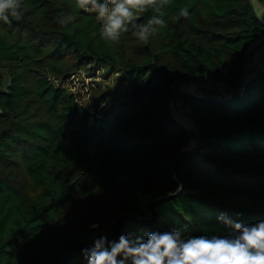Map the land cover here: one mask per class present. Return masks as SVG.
<instances>
[{"label": "trees", "instance_id": "obj_1", "mask_svg": "<svg viewBox=\"0 0 264 264\" xmlns=\"http://www.w3.org/2000/svg\"><path fill=\"white\" fill-rule=\"evenodd\" d=\"M252 2L169 0L136 21L153 15L164 21L147 43L131 25L118 44L104 40L96 13L76 0H22V20H0V63L10 66L4 88L0 77V264H49L64 240L111 239L119 216L150 217V203L179 183L183 190L158 205L153 223L126 221L120 235L146 239L179 229L223 236L231 230L218 221L221 213L245 224L264 219V70L245 74L255 48L264 52V21ZM182 8L188 17L179 16ZM67 15L75 20L61 26ZM155 32L165 42L161 51ZM91 66L122 76L114 93L122 105L112 112L90 111L53 81ZM205 74L226 81L230 96L180 89ZM106 96L97 90L92 97L105 103ZM177 101L188 108L180 116L191 118L193 134L171 115L170 102L177 112ZM191 136L196 143L187 149ZM71 170L84 172L76 196ZM19 173L25 181L14 180ZM105 198L115 211L99 215ZM88 207L97 213L81 215ZM71 213L65 226L62 214ZM69 264L86 261L74 256Z\"/></svg>", "mask_w": 264, "mask_h": 264}, {"label": "clouds", "instance_id": "obj_2", "mask_svg": "<svg viewBox=\"0 0 264 264\" xmlns=\"http://www.w3.org/2000/svg\"><path fill=\"white\" fill-rule=\"evenodd\" d=\"M169 0H76L80 9L97 13L101 21L100 36L118 44L121 34L131 25L134 35L147 43L154 25H163L157 15L147 23L137 24L140 16L152 9L159 13ZM27 7L22 0H0V20L5 24L23 19ZM180 17H188L182 8ZM75 20L74 15L62 16L58 23L66 26ZM183 190L178 184L175 193ZM174 193V194H175ZM218 221L231 231L227 235L186 236L179 229L156 230L147 238L134 233H122L118 239L107 235L96 237L91 245L82 250L86 264H264V219L253 224L233 220L221 213ZM99 228L98 223L91 225Z\"/></svg>", "mask_w": 264, "mask_h": 264}, {"label": "rangeland", "instance_id": "obj_3", "mask_svg": "<svg viewBox=\"0 0 264 264\" xmlns=\"http://www.w3.org/2000/svg\"><path fill=\"white\" fill-rule=\"evenodd\" d=\"M251 1H253L252 2L253 7L256 13L262 19V9H261V6L258 4V1L257 0H251ZM103 3H107V2L105 1ZM155 31L158 32V30H155ZM156 36H157L156 48L161 51L164 48L165 42L162 36H160L158 33H156ZM162 58H163V61L166 63L171 62L167 54H163ZM131 60L133 59L131 58ZM131 60L129 61L132 62ZM9 67H10L9 64L0 63V77L2 78L3 88L6 85V82L8 80V75L10 73ZM121 78L122 76L119 72H115V71L112 72L111 70L106 69V68H98V67L91 66L88 70H81V71L74 70V72H72L69 75V77H67L64 81H60V79L53 80V81L55 84L61 83V85L64 86L68 91H71L75 95V98L78 101V103H80L82 106L88 108L92 112L104 114L107 112H112L114 107L122 105L121 97L119 98V102H118L115 100L117 99V96H115L114 94L120 91L121 87L123 86ZM180 87H181L180 89L183 91H187V90L199 91L200 90L199 86L192 81L186 82L180 85ZM97 90L102 91L104 95H107L105 103H98L97 101H95V99H93L92 96ZM230 94L231 93L228 91L227 93H224L220 97L230 96ZM169 106L171 109V115L175 117L176 119H178V122L184 124V127L189 131L190 134H193L194 129L191 125V122L190 121L188 122L184 117H181L180 115L182 113L180 114L178 110L176 112L173 109V105L171 104V102ZM184 111H186V109ZM195 143L196 141L194 137L191 136L186 148L190 149L192 146L195 145ZM83 174L84 172H80L79 170H71L70 172H68L69 182L71 183V187L75 191L74 196H76L78 193V190L82 188ZM15 177L16 178L14 180L22 179L20 173L17 174ZM25 179L26 178L24 177V180L23 179L22 180L25 181ZM21 185L22 184H19L17 186L20 187L23 195L26 196L27 194H30V193H27V191H29V186L24 184L25 186L22 185L23 186L22 187ZM117 195H118V192H115L114 198H116ZM114 208H115L114 200L112 198H105V201L102 204V206H98L99 215L102 214L105 210L107 212H114L115 211ZM96 213H97V209H94L93 207H88V208L82 209L81 211V215H87V216H90V215L92 216V215H95ZM74 216H75L74 213L62 214V217H61L62 223L65 224V226L70 224L72 220L74 219Z\"/></svg>", "mask_w": 264, "mask_h": 264}, {"label": "water", "instance_id": "obj_4", "mask_svg": "<svg viewBox=\"0 0 264 264\" xmlns=\"http://www.w3.org/2000/svg\"><path fill=\"white\" fill-rule=\"evenodd\" d=\"M242 73H240L238 77V82H242ZM238 92V89L236 90V93ZM170 96L167 98V103H169ZM174 168V167H173ZM174 169H172L173 171ZM181 184V183H179ZM175 190L171 193L159 196L155 198L151 203V209L152 214L150 217H144L140 214H123L119 216L111 225V239H118L120 236V228L126 221H134L136 223L141 224H151L153 223L157 218V207L159 204L163 203L166 200L171 199L172 197L176 196L178 193H175ZM90 244L87 243L85 240L81 239H67L62 241L60 244V247L58 249V252L51 258L49 264H69L74 256H81L82 250L89 247Z\"/></svg>", "mask_w": 264, "mask_h": 264}, {"label": "built area", "instance_id": "obj_5", "mask_svg": "<svg viewBox=\"0 0 264 264\" xmlns=\"http://www.w3.org/2000/svg\"><path fill=\"white\" fill-rule=\"evenodd\" d=\"M262 9V20L264 21V4H261ZM260 41L255 40L254 43H259ZM264 70V52L262 49L255 50L254 54L247 60L245 64V74L258 73ZM199 86V89L207 94L218 93L224 94L228 92L227 82L223 79L210 78L208 75H204L203 78L196 83ZM179 113L189 115L188 108L183 106L179 101L175 104ZM186 109V111H184ZM191 121V118L190 120Z\"/></svg>", "mask_w": 264, "mask_h": 264}, {"label": "crops", "instance_id": "obj_6", "mask_svg": "<svg viewBox=\"0 0 264 264\" xmlns=\"http://www.w3.org/2000/svg\"><path fill=\"white\" fill-rule=\"evenodd\" d=\"M185 92H190V93H193V94H195V95H200V94H202V92L199 90V91H189V90H187V91H185Z\"/></svg>", "mask_w": 264, "mask_h": 264}]
</instances>
